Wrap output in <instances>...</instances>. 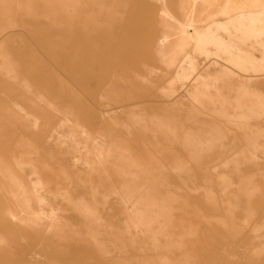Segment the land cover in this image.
Here are the masks:
<instances>
[{
    "label": "rangeland",
    "instance_id": "obj_1",
    "mask_svg": "<svg viewBox=\"0 0 264 264\" xmlns=\"http://www.w3.org/2000/svg\"><path fill=\"white\" fill-rule=\"evenodd\" d=\"M0 264H264V0H0Z\"/></svg>",
    "mask_w": 264,
    "mask_h": 264
}]
</instances>
